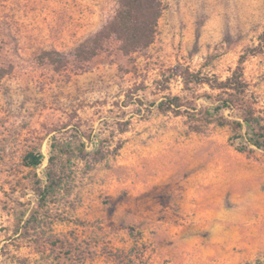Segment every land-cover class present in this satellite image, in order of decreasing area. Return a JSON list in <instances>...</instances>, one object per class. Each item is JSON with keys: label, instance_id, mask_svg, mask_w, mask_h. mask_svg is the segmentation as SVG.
Here are the masks:
<instances>
[{"label": "rangeland", "instance_id": "obj_1", "mask_svg": "<svg viewBox=\"0 0 264 264\" xmlns=\"http://www.w3.org/2000/svg\"><path fill=\"white\" fill-rule=\"evenodd\" d=\"M165 4L149 48L124 55L112 39L77 72L71 50L119 0H0V264H264L256 249L214 252L211 223L198 220L234 195L264 193V150L239 151L229 126L189 132L185 116L157 108L186 94L185 67L225 79L258 48L244 69L264 117V0ZM45 49L66 54L67 68ZM54 136L86 147L56 160L53 174L72 172L74 185L41 208L22 155L41 148L43 177Z\"/></svg>", "mask_w": 264, "mask_h": 264}, {"label": "trees", "instance_id": "obj_2", "mask_svg": "<svg viewBox=\"0 0 264 264\" xmlns=\"http://www.w3.org/2000/svg\"><path fill=\"white\" fill-rule=\"evenodd\" d=\"M165 8V0H119L114 16L71 50V62L75 70H88L96 57L109 50L112 39L118 42V49L124 55L149 48L156 40ZM262 41L264 42V37ZM258 52V48L247 49L240 56L235 69L225 79L216 74L204 75L201 71L185 67L180 76L186 94L166 95L159 101L157 108L162 112L185 116L189 132L204 134L211 125L229 126L232 133L230 139L233 142L241 141V146L237 147L239 151L254 150L250 146L264 150V117L257 111V101L249 90L244 69L248 56L257 55ZM41 54L58 68L66 69L69 65V57L57 49H45ZM199 86H208L211 91L198 93ZM72 137H53L49 165L42 170L43 177L37 172L44 162L41 148L33 147L22 155L24 164L34 171L33 190L41 208L54 202L59 191L69 193L72 190V172L66 173L63 168L55 175L52 171L53 165L61 156L72 158L79 155L77 152L84 156L86 143L80 139V145H73ZM32 218L37 219L36 215H32L28 221Z\"/></svg>", "mask_w": 264, "mask_h": 264}, {"label": "crops", "instance_id": "obj_3", "mask_svg": "<svg viewBox=\"0 0 264 264\" xmlns=\"http://www.w3.org/2000/svg\"><path fill=\"white\" fill-rule=\"evenodd\" d=\"M198 220L211 223V231L206 229L214 252L240 255L256 249L255 253L264 254V193L234 195L231 206L217 204L202 210Z\"/></svg>", "mask_w": 264, "mask_h": 264}]
</instances>
